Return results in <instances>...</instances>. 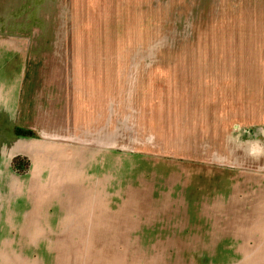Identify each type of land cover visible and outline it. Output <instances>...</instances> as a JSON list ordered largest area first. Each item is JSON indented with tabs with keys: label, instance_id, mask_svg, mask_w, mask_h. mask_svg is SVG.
Segmentation results:
<instances>
[{
	"label": "rangeland",
	"instance_id": "obj_1",
	"mask_svg": "<svg viewBox=\"0 0 264 264\" xmlns=\"http://www.w3.org/2000/svg\"><path fill=\"white\" fill-rule=\"evenodd\" d=\"M0 264H264V0H0Z\"/></svg>",
	"mask_w": 264,
	"mask_h": 264
}]
</instances>
